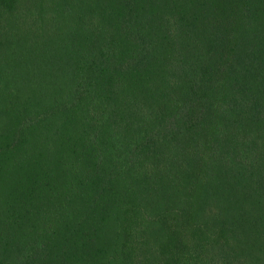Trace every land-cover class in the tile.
Masks as SVG:
<instances>
[{
  "label": "trees",
  "instance_id": "16d2710c",
  "mask_svg": "<svg viewBox=\"0 0 264 264\" xmlns=\"http://www.w3.org/2000/svg\"><path fill=\"white\" fill-rule=\"evenodd\" d=\"M0 264H264V0H0Z\"/></svg>",
  "mask_w": 264,
  "mask_h": 264
},
{
  "label": "rangeland",
  "instance_id": "374dc122",
  "mask_svg": "<svg viewBox=\"0 0 264 264\" xmlns=\"http://www.w3.org/2000/svg\"><path fill=\"white\" fill-rule=\"evenodd\" d=\"M126 145V143H124Z\"/></svg>",
  "mask_w": 264,
  "mask_h": 264
}]
</instances>
